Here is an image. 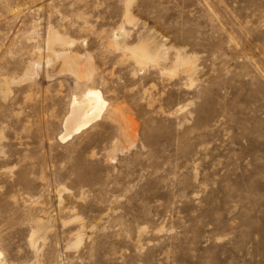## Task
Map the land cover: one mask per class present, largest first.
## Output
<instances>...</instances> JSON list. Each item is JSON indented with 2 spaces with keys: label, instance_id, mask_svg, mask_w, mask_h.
<instances>
[{
  "label": "rangeland",
  "instance_id": "374dc122",
  "mask_svg": "<svg viewBox=\"0 0 264 264\" xmlns=\"http://www.w3.org/2000/svg\"><path fill=\"white\" fill-rule=\"evenodd\" d=\"M0 253L264 264V0H0Z\"/></svg>",
  "mask_w": 264,
  "mask_h": 264
},
{
  "label": "bare ground",
  "instance_id": "6f19581e",
  "mask_svg": "<svg viewBox=\"0 0 264 264\" xmlns=\"http://www.w3.org/2000/svg\"><path fill=\"white\" fill-rule=\"evenodd\" d=\"M141 61V60H140ZM89 98H94L95 101L100 102L101 97L99 94H96L92 91L86 93V96L84 97V104L85 105H80L77 103V101H74V107L72 109V113L70 116V119L68 120L67 124L72 127L73 131L79 132L80 130L84 129L87 125V122H83L85 118L87 117L86 109L88 107V99ZM77 104V105H76ZM1 257V253H0Z\"/></svg>",
  "mask_w": 264,
  "mask_h": 264
}]
</instances>
